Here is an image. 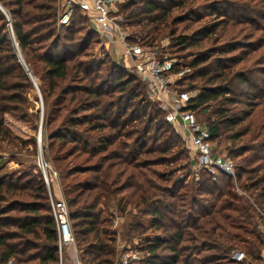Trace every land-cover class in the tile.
I'll return each mask as SVG.
<instances>
[{
  "label": "trees",
  "instance_id": "16d2710c",
  "mask_svg": "<svg viewBox=\"0 0 264 264\" xmlns=\"http://www.w3.org/2000/svg\"><path fill=\"white\" fill-rule=\"evenodd\" d=\"M185 1L121 2L128 40L137 41L140 33L155 47V32L168 26L171 12ZM0 4L10 19L0 9V141L36 154L41 113L29 106L34 78L43 101V148L60 170L82 264H114L119 256L118 229L108 227L114 213L105 215L111 201L118 217L131 214L129 206L135 210L120 239L144 237L141 264L262 263L264 235L256 233V221L264 222V3L261 9L246 7L262 23L245 20L249 25L237 29L242 19L216 13L224 18L192 37L170 31L171 46L179 50L210 40L184 63L194 71L185 79H197L199 90L189 108L197 115L209 110L212 138L229 143L236 184L223 171L215 179L195 172L191 161L179 169L186 170L184 177L176 174L169 164L189 154L184 142L137 74L108 55L96 56L99 36L79 10L63 25L58 0ZM11 119L32 134L17 133ZM240 200L245 204L237 205ZM245 220L256 227L246 228L240 223ZM235 250L245 258L232 259ZM9 262L60 264L41 172L0 171V264Z\"/></svg>",
  "mask_w": 264,
  "mask_h": 264
},
{
  "label": "built area",
  "instance_id": "2783aa9c",
  "mask_svg": "<svg viewBox=\"0 0 264 264\" xmlns=\"http://www.w3.org/2000/svg\"><path fill=\"white\" fill-rule=\"evenodd\" d=\"M125 0H63L59 3L60 13L58 24L71 23L74 13L79 10L87 17L91 28L99 36L101 46L114 44L115 57L123 62L126 68L132 69L146 86L148 97L159 103L166 112V120L174 127L187 148L190 161L195 172L204 171L215 179L220 171L230 175L236 184V168L234 161L222 152L217 140L212 138L211 131L206 122L201 121L197 113L189 108L194 94L190 90L179 87L176 80H180L188 69H177V61L168 55H160L155 47L144 46L139 41L128 40L129 32L124 22L123 13L119 4ZM0 9L9 15L0 4ZM10 28L11 24L9 22ZM12 42L21 55L18 43L12 36ZM176 82V83H175ZM39 152L37 165L47 186L51 209L58 234V255L60 264H63L66 250L73 255L74 264H82L80 250L76 246L75 236L71 226L69 208L60 191V195L53 190L59 183V174L56 168L44 157L42 144L38 135ZM239 193H243L236 187ZM116 222V221H115ZM134 255H123L114 264H130ZM232 259L241 261L245 258L242 251L235 250Z\"/></svg>",
  "mask_w": 264,
  "mask_h": 264
},
{
  "label": "rangeland",
  "instance_id": "374dc122",
  "mask_svg": "<svg viewBox=\"0 0 264 264\" xmlns=\"http://www.w3.org/2000/svg\"><path fill=\"white\" fill-rule=\"evenodd\" d=\"M63 0H58V3L62 2ZM264 0H186L183 2L182 6L176 7L170 15V18L168 20V26H161L160 29H158L155 33L157 34V38L155 40V49L158 51L160 55H168L171 58H174L179 65H176L177 69H188L189 71L186 72L181 79L183 80H176L177 83H179V87L185 88L191 91L192 94L197 93L199 90L196 88V81L194 77H185L187 75H190L192 72L194 73L193 69L191 67H188L184 63H188L190 60L193 59V57L196 55L197 51H200L207 46H210V40L208 39H200L201 44H197L195 46H191L188 48H184L182 50H179L180 48L172 47L173 44V36L170 34V31L172 29L175 30L176 35L177 34H184L189 37H192V34L194 31L200 28H209L211 25L218 22L220 19H223L224 17H232L236 16L237 19H242V22L238 23L237 29L242 28L244 26L249 25L248 22L245 20H255L259 21L260 23L263 22L262 19H258L255 15V13H250L249 10L246 7H250L251 9H261L263 8ZM190 10V12H189ZM189 13V14H188ZM223 15L221 17L216 16L215 14ZM194 14V15H191ZM176 22L171 23V21L176 18ZM190 17V18H189ZM134 29V28H133ZM128 32L130 29L127 26ZM260 33V31H258ZM136 40L143 43L144 46H147L145 43L146 38H144L143 34H137ZM221 40V39H220ZM144 41V42H143ZM17 50V49H16ZM18 51V50H17ZM94 51L96 53V56L98 58H102L106 55L110 58V60L116 62V64L120 65L121 67L125 68V71L130 74L134 75L136 74L134 70L126 68L123 65V62L120 60H117L115 57V48L114 44H107V47H102L101 42H97L94 47ZM194 75V74H193ZM259 77V76H258ZM31 80L33 82L34 90L29 94V106L30 109L40 111L41 113V120L43 115V101H42V94L40 89L35 83V79L31 77ZM175 82V83H176ZM146 96L147 92H145ZM149 98V97H148ZM153 101V100H151ZM257 101V100H256ZM154 102V101H153ZM261 106H258L256 111L260 109ZM166 113V112H165ZM199 119L204 122H209L210 112L209 110H202L199 115ZM39 122L36 133V139H37V151L36 154H32L31 151L27 149H20L19 147L10 146L5 142L0 141V171H7V172H24V171H32L34 173L40 172L38 165H37V156L39 152V141H38V135L40 130V123ZM11 122L15 128V131L19 133L20 135L26 137L28 135L32 134V130L28 125H25L24 123L18 122L17 120L11 119ZM180 141H178V144ZM218 143V142H217ZM42 144V150L44 157L51 163V165L56 168L58 171L59 168L56 166V164L53 162L52 157L47 150L43 148V140L41 141ZM180 146H183V144H179ZM229 146V143L222 140L219 141L217 147L224 153H228L227 147ZM178 147V146H177ZM80 160L75 159L74 163H78ZM190 162V155L185 152L181 158L178 161H175L174 163L169 164L170 166L175 167L176 174H178L180 177H184L186 175V170L181 169L180 167L184 165L185 163ZM65 162H62L61 164L64 165ZM192 164V162H191ZM71 165V164H70ZM69 165V166H70ZM192 166V165H191ZM164 166H157L158 169H162ZM193 172V171H192ZM84 176H82L83 179ZM192 174L188 173L187 180L191 181ZM59 191H61L64 195L63 191V181L59 177ZM56 187H58V184L53 187V190H56ZM58 191V193H59ZM246 196V195H244ZM249 196H247L248 198ZM250 198V197H249ZM248 198V199H249ZM113 203V204H112ZM245 204V201L240 200L237 205ZM127 211H131V214H125V216L118 217V213L116 211V207L114 205V201H111V207L107 211H105V215L111 216L109 213H114L115 218L111 220V225L108 226L109 229L117 228L118 229V250H119V256L116 258V260L123 256V255H134V257L130 258V264H141L140 258L143 256V252L140 250L142 245H144V237H138L134 236L129 239H120L121 235L127 228L128 223L130 222L134 211L131 206L127 208ZM233 214H236L234 211H231ZM116 215V216H115ZM116 221V222H115ZM242 223L246 228L248 229H254L256 225L253 221L245 220ZM257 229L259 231H256V233H261L264 235V222H258ZM261 225V226H259ZM260 228V229H259ZM261 229L263 231H261ZM248 236V235H246ZM264 252V249H263ZM115 260V261H116ZM65 262V260H64ZM63 264H66L64 263ZM8 264H12V262H9ZM210 264V263H209ZM264 264V258L262 260V263Z\"/></svg>",
  "mask_w": 264,
  "mask_h": 264
},
{
  "label": "crops",
  "instance_id": "0c3cea01",
  "mask_svg": "<svg viewBox=\"0 0 264 264\" xmlns=\"http://www.w3.org/2000/svg\"><path fill=\"white\" fill-rule=\"evenodd\" d=\"M58 189H59V184H58V187H56V194L59 196L60 191ZM58 191H59V193H58ZM262 256L264 258V252L262 253ZM64 260H65L64 263H66V264H74L73 255L69 250H66V255H65Z\"/></svg>",
  "mask_w": 264,
  "mask_h": 264
},
{
  "label": "water",
  "instance_id": "95a60500",
  "mask_svg": "<svg viewBox=\"0 0 264 264\" xmlns=\"http://www.w3.org/2000/svg\"><path fill=\"white\" fill-rule=\"evenodd\" d=\"M39 138H40V140L42 139V120L40 123Z\"/></svg>",
  "mask_w": 264,
  "mask_h": 264
}]
</instances>
